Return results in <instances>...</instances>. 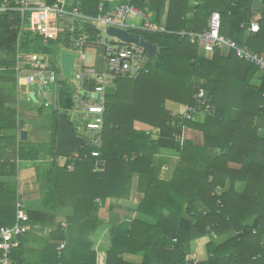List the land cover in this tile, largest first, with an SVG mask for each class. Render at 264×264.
<instances>
[{
  "label": "trees",
  "instance_id": "1",
  "mask_svg": "<svg viewBox=\"0 0 264 264\" xmlns=\"http://www.w3.org/2000/svg\"><path fill=\"white\" fill-rule=\"evenodd\" d=\"M70 1L78 3L84 15H99L98 0ZM128 1L145 11L157 27L152 31L129 28L128 33L157 51L146 73L114 78L112 91L105 94L99 150L106 160L103 172L94 171L96 159L90 157L89 147L75 158L54 152L58 115H66L71 107V93L65 86L60 110L52 113L50 142L19 140L26 123L16 110L17 43L23 52L53 54L58 42L28 31L18 38L19 15L0 14V227L15 224L20 194L14 180L23 163L33 162L38 184L33 196L41 205L25 209L22 203V210L28 217L25 224L51 228L41 253L48 264L75 260L97 264L95 245L87 249L68 232L78 230L86 238L101 228L98 209L109 199H128L135 177L142 195L134 210L139 217L106 230L99 264H264V137L259 134L264 129V73L231 51L204 52L181 34L203 32L211 13L218 12L220 34L264 54V0ZM252 21L259 25L257 33L248 30ZM200 90L210 106L206 113L204 107L200 109L205 114L203 123L194 121L195 116L179 119L165 109L167 101L197 108L194 96ZM139 124L158 129V136L153 138ZM185 130L201 133L202 144L183 138ZM211 149L217 151L215 157ZM158 155L178 159L169 181L158 178L154 159ZM46 157L51 164H42ZM59 158L64 159L62 164L57 163ZM238 181L244 184L241 193L236 190ZM28 198L25 205L31 204ZM60 216L63 219L58 220ZM27 234L13 248L12 264H20L26 255L22 247ZM209 235L228 238L209 243L208 259L196 262L191 243ZM124 255H140L142 260L131 263Z\"/></svg>",
  "mask_w": 264,
  "mask_h": 264
},
{
  "label": "built area",
  "instance_id": "2",
  "mask_svg": "<svg viewBox=\"0 0 264 264\" xmlns=\"http://www.w3.org/2000/svg\"><path fill=\"white\" fill-rule=\"evenodd\" d=\"M98 11V16L89 17L79 10L78 3L74 4L69 0H53L51 3L45 0L0 2V14L19 15L18 38L23 31H28L46 41L58 42V48L53 54L23 52L17 43L14 71L18 90L24 92L27 102H41L43 108L59 111L61 91L64 86L67 87L71 93V107L67 110L70 115L69 123H73L72 128L77 135L78 132L85 135L82 136L85 140L84 148H91L89 155L96 159L94 171L103 172L106 160L100 158L99 150L102 143L107 83H114L116 77L136 78L148 71L150 62L146 52L139 46L125 44L119 39L118 43L109 40L107 29L113 27L128 32L129 28L152 31L157 27L151 24L145 11L138 9L128 0H98ZM129 17L139 18L141 24L128 25L126 19ZM220 23V14L212 12L206 30L201 33L181 34L187 35L190 42L204 52L210 53L214 49L231 51L238 60L251 64L260 73H264V54L252 51L220 34ZM248 30L257 33L258 23L250 22ZM62 49L78 55L74 60L69 80L64 79L57 60ZM87 54L90 55V59H87ZM68 83L72 85L69 86ZM113 87L112 85V89ZM30 93H33L34 100L29 97ZM85 93L98 96L99 99L86 97ZM194 99L197 101V108H188L184 116L186 119L193 118L197 112L204 113L201 112V107H204L205 113L210 110L203 90H200ZM146 133L156 138L159 130L151 129ZM178 141L181 142L182 138H178ZM87 156L88 154H84L83 158L86 159ZM16 209L15 224L12 227H0V264H12V250L18 238L25 232L23 225L28 221V217L19 201ZM175 242L173 239L172 243Z\"/></svg>",
  "mask_w": 264,
  "mask_h": 264
},
{
  "label": "crops",
  "instance_id": "3",
  "mask_svg": "<svg viewBox=\"0 0 264 264\" xmlns=\"http://www.w3.org/2000/svg\"><path fill=\"white\" fill-rule=\"evenodd\" d=\"M135 26V25H134ZM227 53V51H224ZM25 90V89H24ZM16 93H17V106H19L20 101L24 100V102L27 103L26 97L24 92L18 90L16 85ZM16 106V107H17ZM189 107L167 101L165 103V109L169 111L173 116H182L184 117L186 114V111ZM26 111V109H24ZM31 111V110H29ZM52 110L46 111L45 115H40L30 118H27V121L24 120L23 122L26 123L25 131L27 132V139L31 142H42L39 141L38 138L41 136H44L47 133H51L52 131ZM38 117V118H37ZM72 127V126H71ZM137 127L143 128L144 130L151 131V128L142 126L141 124L137 125ZM259 134L264 137V129L259 131ZM48 136V135H47ZM36 139V140H33ZM183 138L185 139H192L195 144L201 145L202 144V135L201 133L197 131H191L187 130L183 133ZM217 154V151L214 149L210 150L211 157H215ZM155 163L157 165L158 169V178L161 181H169L175 167L177 166L178 159L173 156H165V155H158L155 156ZM177 160L176 165L174 166V162ZM35 163L33 162H25L19 167L18 176L14 180L17 183L18 192L20 194V197L23 196V202L28 198L27 196H32L31 198H28V200H32L31 203L34 201L38 202L37 198L33 195H37L38 191V184L35 182L34 174H35ZM24 181V182H23ZM138 179L135 177L133 179V183L131 186V192L128 199H122V200H113L109 199L104 206H100L97 212V216L103 221V226L96 230L95 232L90 233L86 238L84 237V234L80 231H75L73 233H69V235L72 236V238H75V240H79L80 244H82L84 247L89 249V245H95L94 251H96L98 258H99V251L101 250L100 241L102 239L103 234L106 232V230L111 227L116 222L120 221H130L132 219H135L139 217L135 212V208L138 205L139 201L142 198L141 193L137 190V182ZM25 187V189H24ZM23 189V190H22ZM244 189V184L241 181H238L236 184V190L238 192H242ZM133 192V194H132ZM132 196L136 200L131 201ZM39 204V203H38ZM106 213V218L102 215L103 212ZM118 214H122V218L118 217ZM63 219L62 217H59L58 220ZM66 224L63 223V227ZM25 227V232H28L27 239L25 240L24 246L22 247L23 251H25L26 255L22 258V262L20 264H48L46 263V259L42 257L41 253L44 251V246L48 240L49 232L51 228H44L42 230L41 227H30L28 224L23 225ZM23 234V235H24ZM22 235V236H23ZM83 235V236H82ZM20 236V237H22ZM19 237V238H20ZM18 238V240H19ZM228 238V235L222 236L220 238L213 237L212 235L205 236L203 238H200L198 240H195L191 243V254L194 257V260L196 262L205 261L208 259L209 255L207 254V245L211 242H215V244L222 243ZM17 240L16 245H21ZM86 240L88 241V244H86ZM90 252V250H87ZM68 255V254H67ZM97 258V264H99V260ZM124 259L131 263H140L142 260V257L140 255H124ZM45 260V261H44ZM19 264V263H18ZM73 264H80L78 261H74Z\"/></svg>",
  "mask_w": 264,
  "mask_h": 264
},
{
  "label": "water",
  "instance_id": "4",
  "mask_svg": "<svg viewBox=\"0 0 264 264\" xmlns=\"http://www.w3.org/2000/svg\"><path fill=\"white\" fill-rule=\"evenodd\" d=\"M107 34L111 37H115L122 41L125 44L135 45L142 48L146 54L148 55L149 59L153 62L155 60V53L157 51L156 46L149 44L144 39L135 37L129 34L125 30L117 29L110 27L107 29ZM78 58L77 54H71L66 52L65 50H60L59 53V65L61 73L65 80H69L71 77V72L73 69L74 60ZM69 86L72 83H68ZM86 97H92L96 100L99 99L98 96H93L89 94H84ZM29 97L34 100L33 93L29 94ZM179 119H183L182 116H179ZM191 119V118H190ZM194 121L201 123L205 120V114L199 113L195 115L193 118ZM173 125L175 123L173 122ZM27 139V132L22 130L19 132V140L25 141ZM85 147V140L82 136H79L75 133L74 129L71 127L69 121L67 120L65 114L59 113L57 119V133H56V141H55V149L54 152L59 157L64 158H75L80 150Z\"/></svg>",
  "mask_w": 264,
  "mask_h": 264
},
{
  "label": "rangeland",
  "instance_id": "5",
  "mask_svg": "<svg viewBox=\"0 0 264 264\" xmlns=\"http://www.w3.org/2000/svg\"><path fill=\"white\" fill-rule=\"evenodd\" d=\"M70 1V0H69ZM71 2V1H70ZM126 23L128 24V25H135V26H139L140 24H141V20L139 19V18H135V17H129V18H127L126 19ZM109 36V35H108ZM109 40H111L112 42H115V43H118L119 42V40H117V38H115V37H109ZM87 59H90V55L89 54H87ZM57 60L59 61V58H57ZM61 73H60V71H59V75H60ZM107 92H111L112 91V85H114V83H110L109 84V82L107 83ZM17 106V105H16ZM42 108V109H41ZM24 109H26V111L24 110ZM45 108H43L42 106H41V102H39V103H31V102H24V100H21L20 101V104H19V106H17L16 107V110L18 111V112H22L23 113V117H24V120L25 121H27V118H30L31 116H33V117H36V116H40V115H45L46 114V110H44ZM29 110H31V111H29ZM66 118H67V120L68 121H70L69 119H70V115L67 113L66 115ZM38 118V117H37ZM73 124V123H72ZM75 126V125H74ZM185 131H187V130H185ZM51 134H52V131H51V133L49 132V133H47V134H45L44 136H41L40 138H38L39 139V141H42V143H49L50 142V140H51ZM48 135V136H47ZM78 135L79 136H85L82 132H78ZM33 140H36V139H34L33 138ZM52 159L50 158V157H46L45 158V160H44V162L42 163L43 165H44V163L46 162L47 164H45V165H49V164H51V161ZM58 160V162L57 163H59V164H62L63 162H64V159L63 158H59V159H57ZM176 163H177V160H175V162L173 163L174 164V166L176 165ZM38 167V166H37ZM8 181V180H7ZM24 182V181H23ZM24 189H25V187H24ZM23 190V189H22ZM132 194H133V192H132ZM23 196H21L20 197V195H19V202L22 204H24V207H25V209H29V208H31V209H35L36 207H39L40 205H41V203H40V201H39V199H37L38 200V202H35L34 201V203H31V204H29V205H25V202H23V198H22ZM134 200H136L135 198H134V196H132V198H131V201H134ZM29 201H32L31 199L29 200ZM39 203V204H38ZM65 212L68 214L69 213V209H67V210H65ZM101 212H103V210L101 211ZM102 215L104 216V218H106V213L105 212H103L102 213ZM122 214H118V217L119 218H122ZM60 217H62V216H60ZM124 217V216H123ZM59 218V217H58Z\"/></svg>",
  "mask_w": 264,
  "mask_h": 264
}]
</instances>
